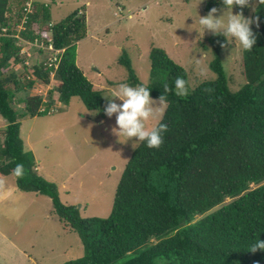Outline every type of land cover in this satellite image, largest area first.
I'll return each instance as SVG.
<instances>
[{
    "label": "trees",
    "instance_id": "1",
    "mask_svg": "<svg viewBox=\"0 0 264 264\" xmlns=\"http://www.w3.org/2000/svg\"><path fill=\"white\" fill-rule=\"evenodd\" d=\"M14 1L19 9L13 14ZM27 1L0 0V116L6 121L0 130V181L14 175L20 191L51 198L61 223L84 245V256L65 264H264V251L251 252L258 237L264 240V6L256 9L255 45L242 50L237 89L221 57L229 44L223 36H210L211 48L203 45L211 49L210 69L216 78L194 89L189 72L164 49L151 51L147 85L138 79L129 57H122L129 85L145 86L152 99L167 97L160 123L168 128L158 148L141 142L132 154L109 217L83 218L81 207L63 204L56 183L38 173L36 157L21 135L23 116H44L55 106L53 91L47 103L27 94L37 80L48 86L55 69L45 61L27 69L18 39L4 36L3 29L33 43L51 37L56 48L66 49L57 71L58 97L81 98L88 109L98 111L106 105L104 91L76 64L88 19L76 10L50 26V5L34 2L29 12ZM213 8L225 6L222 0H207L206 10ZM22 22L25 30L18 31ZM33 53L40 57L37 50ZM17 64L36 80L24 86L14 70L5 72ZM176 77L186 81L184 97L175 94ZM15 100L25 103L23 112L14 107ZM18 164L23 165L19 174Z\"/></svg>",
    "mask_w": 264,
    "mask_h": 264
},
{
    "label": "rangeland",
    "instance_id": "2",
    "mask_svg": "<svg viewBox=\"0 0 264 264\" xmlns=\"http://www.w3.org/2000/svg\"><path fill=\"white\" fill-rule=\"evenodd\" d=\"M29 2L50 5L53 24L61 22L76 10L82 11L80 15L87 16V37L78 42L76 64L97 90L104 91V96L119 84L127 83L128 71L120 64L125 54L142 84H149L150 54L154 48L164 49L172 60L189 72L192 89L216 78L210 69L214 58L211 49L203 48V45L211 48L207 39L213 34L206 32L203 35L199 24V16L205 17L210 12L206 10L207 0ZM17 4L16 1L12 4L13 14L19 9ZM258 4V0H249L241 10L233 7L232 11L233 14L242 12L245 18L256 20ZM217 10L219 17L226 9ZM253 27H257V23H253ZM3 33L16 38L14 33L8 34L6 28ZM17 45L21 57L28 58L25 63L27 69L33 68L37 64L35 61L40 60L33 53L34 45H27L24 40H18ZM221 57L232 79V87L239 88L243 71L242 50L231 42ZM27 69L17 64L14 69L10 67L5 72L10 74L14 70L26 86L36 80L31 74L29 76V72L25 71ZM60 84L55 70L48 86L35 83L27 94L31 99L44 97L45 102L53 91L57 99L59 93L56 88ZM116 102L122 103L119 100ZM24 106L25 103L15 100L17 110L23 112ZM105 106L91 111L81 98H59L44 116H23L20 119L21 135L27 150L36 157L38 173L56 183L63 204L81 207L83 218L109 217L120 180L141 143L135 144V138L127 142L122 136L119 139L113 132L115 115L107 117L103 112ZM166 107L165 103L162 111L154 108V118L145 125L148 130L158 126ZM52 109L55 112L49 114ZM5 125L0 118V129ZM84 253L79 235L61 223L51 198L20 191L14 175L0 181V264H65L82 258Z\"/></svg>",
    "mask_w": 264,
    "mask_h": 264
},
{
    "label": "clouds",
    "instance_id": "3",
    "mask_svg": "<svg viewBox=\"0 0 264 264\" xmlns=\"http://www.w3.org/2000/svg\"><path fill=\"white\" fill-rule=\"evenodd\" d=\"M222 2L226 9L223 12V15L217 17L218 10L216 8L211 9L208 15L205 17H200L198 15L199 24L203 31V35L207 32L213 34L214 36H223L229 43L235 42V44L238 45L243 51L252 50L256 43V36L254 35L251 26L253 23H257L258 26V17L256 20H253L250 18H245L242 12L239 14H233L232 11L234 6H239L241 8L247 6L249 0H222ZM258 2L261 6H264V0H258ZM229 9L230 11H228ZM226 11L227 15H225ZM50 26H54V24L51 22ZM30 43L37 45L43 44L45 47H49L51 43L54 45L53 39L51 37H49L47 42L44 41V39H37L35 43ZM32 48L37 50L38 54L40 52L39 62L45 61V66L48 67V59L50 55L55 54V52L38 48L36 46ZM55 49L65 50L66 52V49H58L56 47ZM65 52L61 56L59 55L61 59H63ZM55 70L57 73L58 69ZM52 74L53 72L51 75ZM37 83L43 85L38 80ZM174 83L175 94L180 97L186 96V81L182 77H176ZM168 90L169 89L166 85L165 92ZM150 92L151 90L143 85L131 86L127 83H121L115 90L111 91L110 94L103 96L107 101L103 112L109 118H112L115 115L116 127L113 129V132H115L119 139L122 136L127 142L135 138V144L144 142L149 148H158L163 143V134L167 131L168 125L166 123H160L158 126L152 127L151 130H148L145 125L147 121L154 118V108H158L161 111L163 110V105L167 102V97L165 95H161L159 101L157 102L151 98ZM58 100L59 97L55 100V105L57 104ZM117 100L122 103L118 104L116 102ZM47 102L48 100L45 101V103ZM157 103L159 106L155 107L154 105ZM44 110L45 106H42L41 112ZM53 112H55L54 109H52L49 114ZM22 168L23 165L18 164L15 169L16 173L19 174ZM257 250L264 251V240H261L259 237L254 243L251 244V252L255 253Z\"/></svg>",
    "mask_w": 264,
    "mask_h": 264
},
{
    "label": "built area",
    "instance_id": "4",
    "mask_svg": "<svg viewBox=\"0 0 264 264\" xmlns=\"http://www.w3.org/2000/svg\"><path fill=\"white\" fill-rule=\"evenodd\" d=\"M27 8H28V11L29 12H31L32 11V3H30V2H28L27 3V6H26ZM18 27H21V30H25V26H24V24H23V22H22V24L21 25H19ZM19 31V30H18ZM16 35V38L18 39V40H23L20 36H18L17 34H15ZM25 41V40H24ZM51 42V41H50ZM25 43L28 45V43H30V42H28V41H25ZM30 44H32V43H30ZM32 45H34L33 47H38V48H42V49H47V50H49V51H51V52H55V54H51L50 55V57H49V59H48V63H47V65H48V67L49 68H55V69H58V67H59V63H60V60H61V55L65 52V50H56L55 49V47H54V45L51 43L50 44V46L49 47H45L43 44H41V45H37V44H32ZM60 55V56H59ZM28 64V63H27Z\"/></svg>",
    "mask_w": 264,
    "mask_h": 264
},
{
    "label": "crops",
    "instance_id": "5",
    "mask_svg": "<svg viewBox=\"0 0 264 264\" xmlns=\"http://www.w3.org/2000/svg\"><path fill=\"white\" fill-rule=\"evenodd\" d=\"M0 118H2L1 116H0ZM3 119V118H2ZM4 120V119H3ZM4 122H5V124H6V121L4 120ZM6 126V125H5ZM5 126L2 128V129H4L5 128ZM2 129H0V130H2ZM1 138V137H0Z\"/></svg>",
    "mask_w": 264,
    "mask_h": 264
}]
</instances>
